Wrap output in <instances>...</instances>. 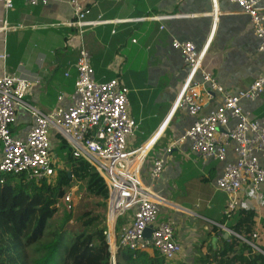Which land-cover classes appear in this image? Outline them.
Listing matches in <instances>:
<instances>
[{
    "label": "crops",
    "instance_id": "1",
    "mask_svg": "<svg viewBox=\"0 0 264 264\" xmlns=\"http://www.w3.org/2000/svg\"><path fill=\"white\" fill-rule=\"evenodd\" d=\"M81 3L88 13L79 21L70 0H51L45 6L14 0L9 9L5 0H0V77L16 75L32 81L26 102L43 113H52L69 105L78 76V56L85 50L97 82L119 78L130 91L131 115L138 125L130 148L138 147L167 123L172 103L187 77L188 67L184 57L173 49L174 40L191 41L198 49L207 47L204 69L230 93L264 76V56L257 51L259 42L250 19L227 0ZM60 96L65 100L60 102ZM244 105L253 117L264 118V96ZM193 121L186 112L177 113L166 126L165 146L153 159L149 156L143 171L148 181L154 163L164 157L163 170L168 173L160 175L156 190L172 203L202 215L203 220L197 223L194 217L175 212L168 219L180 232L185 252L194 255H186L183 261L188 264H195L210 247L219 250L222 240L229 242L236 237L223 239L227 230L233 231L230 227L234 223V218L228 220L224 215L230 197L217 188L224 165L201 158L191 150L189 141L179 142ZM33 124V116L22 107L11 131L15 137H25ZM141 138L144 140L136 146ZM51 141L53 149L62 155L56 154L58 162L67 155L62 148L64 139L53 133ZM169 147L172 150L167 152ZM171 157L173 163L168 168ZM261 164L264 166V159ZM169 180L172 185L180 181L187 187L189 197L183 204L169 197ZM261 193L258 197L245 188L239 194L242 208L256 213V248L250 254L254 260L264 255V192Z\"/></svg>",
    "mask_w": 264,
    "mask_h": 264
},
{
    "label": "built area",
    "instance_id": "2",
    "mask_svg": "<svg viewBox=\"0 0 264 264\" xmlns=\"http://www.w3.org/2000/svg\"><path fill=\"white\" fill-rule=\"evenodd\" d=\"M27 1L32 6H45L51 0ZM227 1L250 19L259 42L257 51L264 56V0ZM70 4L76 18L83 20L88 12L81 0H70ZM5 6L12 8L14 0H5ZM172 47L184 57L187 77L172 103L167 123L136 148H130L138 125L131 115L129 89L119 78L97 82L85 50L78 56V76L69 105L52 113H43L26 102L32 81L16 75L0 77V183L7 175L22 174L37 182L55 176L57 155L52 150L51 137L53 133L59 135L72 156L87 162L108 188L106 243L110 264H117L120 249L149 247L176 262L183 251L181 234L171 220L159 219L161 210L202 219L198 211L176 205L156 190L164 157L154 163L148 181L143 178L153 146L179 112H186L194 120L179 142L189 141L191 150L201 158L224 165L217 188L230 197L224 211L228 220L242 208L239 194L243 189L249 188L256 196L264 192V118L253 117L244 105L264 96V76L230 93L204 69L207 47L198 49L195 43L180 40H174ZM64 100L59 97L60 102ZM22 107L31 113L34 124L27 136L15 137L11 128ZM171 150L169 147L167 152ZM72 198L73 194H68L65 200L71 202ZM121 219L124 222L118 230ZM148 228L153 230L150 239L144 236ZM227 233L256 248L234 231Z\"/></svg>",
    "mask_w": 264,
    "mask_h": 264
},
{
    "label": "trees",
    "instance_id": "3",
    "mask_svg": "<svg viewBox=\"0 0 264 264\" xmlns=\"http://www.w3.org/2000/svg\"><path fill=\"white\" fill-rule=\"evenodd\" d=\"M64 142V141H63ZM68 167L57 169L55 176L41 181H30L25 175L4 176L0 183V264H27L26 249L45 236L48 222L58 212V204L66 199L74 182L85 183L95 204L103 202V213L85 212L76 218L82 227V236H75L70 247L57 239L46 247V255L38 264H110L109 246L106 243L108 188L92 167L72 156L66 143ZM71 174V176L69 175ZM231 229L250 242L257 229L256 213L251 209L234 211ZM217 231V229H216ZM87 238L89 241H85ZM219 250L209 248L195 264H264V255L252 259V248L238 237L222 240ZM205 246V243H203ZM202 244V245H203ZM259 261V262H258ZM117 264H188L185 261H168L155 249H120Z\"/></svg>",
    "mask_w": 264,
    "mask_h": 264
},
{
    "label": "rangeland",
    "instance_id": "4",
    "mask_svg": "<svg viewBox=\"0 0 264 264\" xmlns=\"http://www.w3.org/2000/svg\"><path fill=\"white\" fill-rule=\"evenodd\" d=\"M166 130L167 128L165 129V131ZM165 131L163 133L164 135H162L161 138L157 141V143L153 146V149L150 153L151 159H153L156 153L159 152V150L165 146V142H166L165 135L168 134V131L166 132ZM143 140L144 139L141 138L136 144V146H138ZM53 148L54 147L52 145V150L55 155L58 154L59 157L62 156L60 155L59 151H56ZM63 159L59 160L56 163V170L59 168L68 167L67 155ZM177 161L179 160L176 159V162ZM172 163H173V159L171 157L169 163L167 164V167L170 166V164ZM162 172H161V176L162 175L167 176L168 172L166 171V169H164ZM168 184H169L168 189L170 191L169 197L171 198V200L177 203L183 204L186 201V198L189 197V194L187 192V187L181 185L180 181H176L175 185H172V181L169 180ZM74 185L75 186L69 190L70 191L69 195L73 194L72 201L68 202L67 200L63 199L59 202L58 212L52 219L49 220L48 227L45 232V236L41 240H39L36 244L26 249L25 252L28 256L27 264H38L37 262L46 255V252H47L46 247H48V245H50L55 240L62 239L65 247H70L72 242L74 241L75 236H82L83 235L82 227L76 221L77 217L89 211H94L95 214L103 213V207H101L103 205V202L101 205L95 204V198H93L90 195V193L87 191L85 183H79L75 181ZM164 198L167 199L166 196H164ZM189 202H191V200ZM173 215L175 216L176 214H174V212H172L171 210L162 209L159 217L161 219L164 218L168 220L169 217ZM199 220H203V219H199ZM199 220L197 219L196 223ZM123 222H124V219H121L118 225V230ZM106 223H107V220H106ZM198 224H201V223L198 222ZM85 241H89V240L85 238ZM184 247L185 245L183 244L182 254L176 261L186 260V255H189L188 251L185 252ZM194 251L196 252L195 248H194Z\"/></svg>",
    "mask_w": 264,
    "mask_h": 264
},
{
    "label": "water",
    "instance_id": "5",
    "mask_svg": "<svg viewBox=\"0 0 264 264\" xmlns=\"http://www.w3.org/2000/svg\"><path fill=\"white\" fill-rule=\"evenodd\" d=\"M71 176V174H69ZM152 228H148L146 229V231L144 232V236L146 239H150L151 234H152ZM229 236V233H225V235L223 236V239H227Z\"/></svg>",
    "mask_w": 264,
    "mask_h": 264
}]
</instances>
